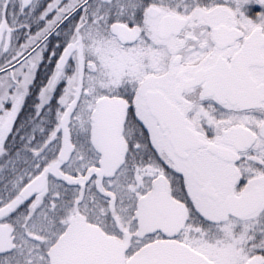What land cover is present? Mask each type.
Here are the masks:
<instances>
[{
  "label": "snow or ice",
  "instance_id": "obj_1",
  "mask_svg": "<svg viewBox=\"0 0 264 264\" xmlns=\"http://www.w3.org/2000/svg\"><path fill=\"white\" fill-rule=\"evenodd\" d=\"M0 264H264V0H0Z\"/></svg>",
  "mask_w": 264,
  "mask_h": 264
}]
</instances>
